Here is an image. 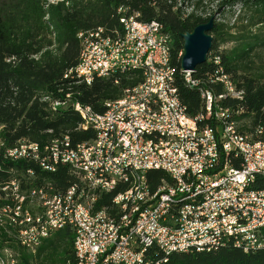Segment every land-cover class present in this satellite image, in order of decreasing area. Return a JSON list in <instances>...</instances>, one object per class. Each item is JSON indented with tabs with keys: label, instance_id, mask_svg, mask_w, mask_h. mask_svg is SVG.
<instances>
[{
	"label": "built area",
	"instance_id": "1",
	"mask_svg": "<svg viewBox=\"0 0 264 264\" xmlns=\"http://www.w3.org/2000/svg\"><path fill=\"white\" fill-rule=\"evenodd\" d=\"M119 13L122 33L102 27L79 33V63L65 77L91 84L141 69L143 81L108 101L103 113L74 104L82 127L96 131L92 141L72 146L64 136L44 146L22 141L7 148L0 139L2 160L51 173L64 164L77 177L61 192L50 182L34 186V168L21 175L0 168L6 173L0 176L1 231L34 251L71 227L77 264H153L154 247L164 255L157 264L175 252H210L230 243L245 252L264 249V189L253 187L256 177L264 178L263 130L255 137L241 131L219 103L225 94L215 96L193 72L177 71L161 23L144 22L126 7ZM179 75L186 86L200 87L205 113L189 115L178 96ZM217 80L241 96L227 75ZM151 170L170 180L153 188ZM18 260L15 250L0 246V264Z\"/></svg>",
	"mask_w": 264,
	"mask_h": 264
},
{
	"label": "trees",
	"instance_id": "2",
	"mask_svg": "<svg viewBox=\"0 0 264 264\" xmlns=\"http://www.w3.org/2000/svg\"><path fill=\"white\" fill-rule=\"evenodd\" d=\"M121 7H126L129 14L137 13L144 22L163 25L171 39V64L178 72L185 53L184 35L214 18L208 32L213 37L208 58L193 75L201 87L210 89L215 96L226 95L219 103L229 109V119L236 121L241 131L255 137L261 128L260 138L264 140V66H257L251 58L257 48L264 47V33L256 30L264 26V0H0V139L5 147L22 141L44 146L64 136L69 137L72 146L95 139L96 131L82 127L84 120L74 104L103 113L108 101L119 99L126 88L143 81V71L95 77L91 84L65 74L79 63V33L99 27L110 34L115 30L123 32ZM216 16L234 22H219ZM238 24L241 28L232 33L229 29ZM232 39L238 40L237 45L215 53L211 59L218 40ZM222 75L229 77L235 91L241 92L240 97L231 96L226 85L217 80ZM177 83L178 96L189 115L205 113L200 87L186 86L180 75ZM55 101L66 104L56 107ZM243 120L248 123L240 127ZM208 121L215 124L214 120ZM233 163L239 166L235 159ZM0 168H13L17 175L34 168V186L50 182L61 192L77 182L71 168L64 164L51 173L26 162L0 158ZM5 175L0 171V176ZM162 179L170 177L161 170L148 172L153 188ZM253 187L264 189V178L256 177ZM109 200L110 197L101 202L106 204ZM262 231L264 234V228ZM74 239V229L64 227L32 251L0 229V246L15 250L18 264H77ZM151 254L153 264L164 258L156 247ZM159 264H264V249L245 252L230 243L210 252H175Z\"/></svg>",
	"mask_w": 264,
	"mask_h": 264
},
{
	"label": "water",
	"instance_id": "3",
	"mask_svg": "<svg viewBox=\"0 0 264 264\" xmlns=\"http://www.w3.org/2000/svg\"><path fill=\"white\" fill-rule=\"evenodd\" d=\"M214 20L211 18L208 23L198 25L192 33L184 35L185 53L181 62L183 70L194 72L197 66L207 60L213 40L208 32L213 28Z\"/></svg>",
	"mask_w": 264,
	"mask_h": 264
},
{
	"label": "rangeland",
	"instance_id": "4",
	"mask_svg": "<svg viewBox=\"0 0 264 264\" xmlns=\"http://www.w3.org/2000/svg\"><path fill=\"white\" fill-rule=\"evenodd\" d=\"M52 2H57V1H61V0H50ZM217 21L219 22H222V21H225V23H230V25L234 22V19H230L229 21V18H225L222 19L221 17H218L216 16L215 17ZM227 25V24H226ZM225 28L229 29L230 26H225ZM241 28V25L238 24L235 28L233 29H229L232 33H235L236 31H238V29ZM257 31H261L262 33H264V26H261L259 28H256ZM238 43V40L236 39H232V40H228L226 42H223L222 40H218V43H217V48L214 52L211 53V59H213V55L215 53H219V52H224L226 50H229L231 48H233L235 45H237ZM208 58V56H207ZM255 62H256V65L258 66H264V47H259L257 48V50L255 51V53L252 55L251 57ZM210 59V58H209ZM248 121L247 120H243L239 123V126H243V125H247ZM240 129V128H239ZM242 130V129H241Z\"/></svg>",
	"mask_w": 264,
	"mask_h": 264
}]
</instances>
